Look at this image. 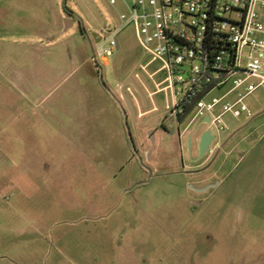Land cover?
Returning a JSON list of instances; mask_svg holds the SVG:
<instances>
[{"label": "rangeland", "instance_id": "obj_1", "mask_svg": "<svg viewBox=\"0 0 264 264\" xmlns=\"http://www.w3.org/2000/svg\"><path fill=\"white\" fill-rule=\"evenodd\" d=\"M119 12L108 0H0V264H264V88L194 161L207 126L177 124L171 96H149L151 57ZM115 29L120 48L96 62L94 33ZM129 76L148 102L125 87L138 153L115 99Z\"/></svg>", "mask_w": 264, "mask_h": 264}, {"label": "built area", "instance_id": "obj_2", "mask_svg": "<svg viewBox=\"0 0 264 264\" xmlns=\"http://www.w3.org/2000/svg\"><path fill=\"white\" fill-rule=\"evenodd\" d=\"M108 2L124 4L126 13L119 12V19L134 25L139 45L151 57L141 67L156 87L149 96L170 95L167 108L177 124L188 117L201 119L200 126H207L203 131L212 132V127L227 128V113L252 115L245 99L264 88V0ZM106 33L97 46L96 62L107 61L117 48L118 30ZM154 62L161 66L149 73ZM157 76L161 79L155 80ZM228 82L229 91L208 99ZM232 93L234 98L227 99Z\"/></svg>", "mask_w": 264, "mask_h": 264}, {"label": "water", "instance_id": "obj_3", "mask_svg": "<svg viewBox=\"0 0 264 264\" xmlns=\"http://www.w3.org/2000/svg\"><path fill=\"white\" fill-rule=\"evenodd\" d=\"M68 23L66 22V27ZM97 35V33H94L93 36ZM117 49L120 48V42L119 39L117 38ZM127 85H131L136 92L138 93V95H140L142 97V99L145 102V105L147 106L148 102H147V98L142 90V88L140 87L139 83L135 80V78L133 76H129L125 82V84L121 87V91H122V96L120 102L122 104V109L123 112L125 113L126 116V123H127V128L129 130V134L130 137L132 139L133 142V147L135 148V144L132 138V131H131V127L136 128L137 126V119H138V113L136 110V106L131 98V96L126 92L125 87ZM131 120V121H130ZM206 122H209V117L206 118ZM215 139V135L211 132V130H206L204 132V134L201 137L200 140V157H203L204 154L207 152L208 147L210 146V144L214 141ZM189 144H191V138L189 140Z\"/></svg>", "mask_w": 264, "mask_h": 264}, {"label": "flooded vegetation", "instance_id": "obj_4", "mask_svg": "<svg viewBox=\"0 0 264 264\" xmlns=\"http://www.w3.org/2000/svg\"><path fill=\"white\" fill-rule=\"evenodd\" d=\"M66 12H67V9H66ZM68 14V16H65L66 17V19H65V22H67V23H69V22H71V18H73L72 16H73V12L71 11V13H67ZM122 105V104H121ZM164 127L168 130V131H170V132H175V130H172V129H170L168 126H166V125H164ZM204 132L205 131H202L201 133H200V135H199V146H198V150H197V155H196V158L194 159V161L195 160H197V159H200V158H202V157H200V140H201V137H202V135L204 134ZM178 133H179V137H180V144H182V133L180 132V129L178 128ZM152 134H153V132L151 131V132H149L148 133V138L149 137H151L152 136ZM195 132L192 134V135H190L189 137H188V139H187V141H186V148L188 149V151L191 153L192 151H193V148H194V145H195ZM190 138H191V144H189V140H190ZM215 140V139H214ZM213 143V142H212ZM211 143V144H212ZM134 144H135V148H134V150H135V152L136 153H138L139 152V148H138V146L136 145V143L134 142ZM211 144H210V146L208 147V150H207V152L209 151L210 152V149H211ZM138 151V152H137ZM206 152V153H207ZM205 153V154H206ZM204 154V155H205Z\"/></svg>", "mask_w": 264, "mask_h": 264}, {"label": "crops", "instance_id": "obj_5", "mask_svg": "<svg viewBox=\"0 0 264 264\" xmlns=\"http://www.w3.org/2000/svg\"><path fill=\"white\" fill-rule=\"evenodd\" d=\"M95 40H96V46H98L100 40H101V36L99 34L95 35L94 36ZM117 103L120 105L121 109H122V105H121V102L119 100V98L115 97ZM0 103L4 104L6 103V97H5V94L3 95L2 97V101H0ZM123 111V109H122ZM4 116L0 113V120L2 119L3 120Z\"/></svg>", "mask_w": 264, "mask_h": 264}]
</instances>
